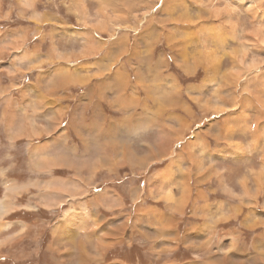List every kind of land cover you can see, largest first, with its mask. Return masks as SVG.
<instances>
[{"label": "rangeland", "instance_id": "1", "mask_svg": "<svg viewBox=\"0 0 264 264\" xmlns=\"http://www.w3.org/2000/svg\"><path fill=\"white\" fill-rule=\"evenodd\" d=\"M258 1L0 0V264H264Z\"/></svg>", "mask_w": 264, "mask_h": 264}, {"label": "bare ground", "instance_id": "2", "mask_svg": "<svg viewBox=\"0 0 264 264\" xmlns=\"http://www.w3.org/2000/svg\"><path fill=\"white\" fill-rule=\"evenodd\" d=\"M242 2H243V0H241ZM260 1V0H259ZM258 1V2H259ZM242 4V3H241ZM260 4V3H259ZM251 5H253L252 7H257V3L256 4H251ZM254 8V9H255ZM117 26V25H116ZM117 42V41H116ZM263 42H264V39H263ZM117 45V44H116ZM252 46H253V44H251ZM248 47H249V45H248ZM246 48V47H245ZM238 54H240V52L238 53ZM252 66V65H251ZM122 74V73H121ZM121 74H119V76L117 77V80H119V79H121L122 78V76H121ZM141 76V75H140ZM139 76V77H140ZM138 77V78H139ZM225 80V79H224ZM223 80V81H224ZM228 81V80H227ZM116 82H118V81H116ZM58 85V84H57ZM125 85H127V84H125ZM123 89V88H122ZM124 91V90H123ZM178 95V94H177ZM125 99V98H124ZM131 99V98H130ZM129 99V100H130ZM127 100V99H126ZM10 101V100H9ZM8 101V102H9ZM40 103V102H39ZM43 104V103H42ZM170 105V104H169ZM62 110V109H61ZM60 110V111H61ZM149 113V112H148ZM123 122V121H122ZM156 122V121H155ZM159 123V122H158ZM121 124H123V123H121ZM11 125H13L14 126V124H13V121H11ZM123 125H125V123L123 124ZM159 125V124H158ZM159 127H161V125L159 126ZM135 128V127H134ZM112 131V130H111ZM104 132V131H103ZM42 133V132H41ZM105 133H106V135H108L109 133H107L106 131H105ZM17 135V134H16ZM105 135V134H104ZM106 135L104 136V137H106ZM22 136V135H21ZM112 136V135H111ZM109 137H110V134H109ZM109 137H108V139H109ZM116 137V136H115ZM107 138V137H106ZM121 138V137H120ZM113 139V138H112ZM114 140V139H113ZM108 142V141H107ZM114 144V143H113ZM115 145H117V144H115ZM126 146V145H125ZM125 146H121V153H124V152H127V153H131L129 150H128V146L127 147H125ZM119 149V148H118ZM165 149V148H164ZM35 150V149H34ZM33 150V151H34ZM39 150V149H38ZM38 150H35V151H38ZM45 150V149H44ZM124 150V151H123ZM166 150V149H165ZM102 153H103V151H101ZM107 154V153H106ZM132 154V153H131ZM171 155V154H170ZM102 157V156H101ZM47 162L45 163L46 165H48L49 166V161L50 160H46ZM52 161V160H51ZM62 161V160H61ZM44 162V161H43ZM49 162V163H48ZM42 163V162H41ZM40 163V164H41ZM118 163V162H117ZM51 164V163H50ZM52 165V164H51ZM58 165V164H57ZM138 166V165H137ZM58 167V166H57ZM49 168V167H48ZM80 168V167H79ZM83 169V168H82ZM81 172V171H80ZM11 180V179H10ZM9 186L7 187V190H6V194H5V197H7L8 198V196H10L11 194H13L12 192H14V191H16V190H14V189H17L18 187L19 188H21L20 186H18L17 185V182L16 181H13V180H11L10 181V183L8 184ZM31 185H33V183H31ZM43 186V185H42ZM28 189V188H27ZM21 191V190H20ZM10 199V198H9ZM181 201V200H180ZM182 202V201H181ZM10 200L9 201H7V202H5L4 201V199H2L1 201H0V217L1 216H3L5 213H7V212H9V211H11V210H13V208L15 209V207L13 206V207H10ZM83 204V203H82ZM57 207V206H56ZM71 211V210H70ZM66 222V221H65ZM9 224V223H8ZM69 226V225H68ZM71 238V237H70Z\"/></svg>", "mask_w": 264, "mask_h": 264}, {"label": "crops", "instance_id": "3", "mask_svg": "<svg viewBox=\"0 0 264 264\" xmlns=\"http://www.w3.org/2000/svg\"><path fill=\"white\" fill-rule=\"evenodd\" d=\"M119 76V74H117V75H115V77H116V79H117V77ZM7 109V108H6ZM14 125H16V120L14 121V123H13ZM15 129V128H14ZM15 130H17V129H15ZM19 137H21V138H15V139H13L12 141L13 142H17V144H18V142L19 141H21V140H24V138L22 137V136H19ZM155 144H154V151H156V139H155V142H154ZM151 144H153V143H151ZM153 148L151 147L150 149H151V151L153 150ZM36 150V147H32L31 148V144H29L28 145V147H27V153H28V165H36V166H42V165H46L45 163H46V161L44 160V158H45V152H42V153H39V154H36V153H32V151L33 150ZM150 151V152H151ZM150 152H149V154H150ZM153 154H155V152L153 153ZM48 154H46V156H47ZM137 155H146V154H137ZM148 155V154H147ZM48 156H50V155H48ZM49 160V159H48ZM44 161V162H43ZM42 162V163H41ZM154 162H156V161H153L152 163H154ZM1 163V162H0ZM41 163V164H40ZM18 163H16L15 165H17ZM37 173H42L43 171H40V170H38V169H36L35 170ZM9 179H13V178H9ZM31 184V183H30ZM70 215V214H69ZM59 234H63L62 232L60 233L59 232ZM58 237H53V239H52V242L53 243H58L59 241H60V239H57Z\"/></svg>", "mask_w": 264, "mask_h": 264}]
</instances>
